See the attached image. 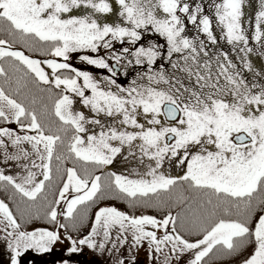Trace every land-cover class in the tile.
<instances>
[{
  "label": "snow or ice",
  "instance_id": "1",
  "mask_svg": "<svg viewBox=\"0 0 264 264\" xmlns=\"http://www.w3.org/2000/svg\"><path fill=\"white\" fill-rule=\"evenodd\" d=\"M0 33V62L23 71L17 95L29 77L58 90L53 131L0 86V186L35 204L54 159L101 173L118 163L127 174L107 172L111 198L132 210L98 206L78 221L102 176L67 167L43 212L17 206L18 217L0 200V264H35L30 252L65 243L67 256L86 247L97 264H137L142 250L150 264H208L210 254L264 264V0H0ZM17 38L29 49L38 41L45 59L16 50ZM0 77L11 86L4 63ZM185 185L207 197L189 205L188 226L171 210L136 214ZM232 209L244 219H226ZM34 220L50 227L29 230Z\"/></svg>",
  "mask_w": 264,
  "mask_h": 264
},
{
  "label": "trees",
  "instance_id": "2",
  "mask_svg": "<svg viewBox=\"0 0 264 264\" xmlns=\"http://www.w3.org/2000/svg\"><path fill=\"white\" fill-rule=\"evenodd\" d=\"M0 38H7L5 36L4 33H0ZM35 47L32 49H29L27 47V45L23 44L21 42V40L19 38L16 39L15 43L13 44L16 50H21L25 52V55H29L32 58H36V59H45V57H42L39 55V49H40V44L38 41H35ZM0 63H4V67L6 69V71L9 72V76L12 78V84L11 86L5 85L4 83V78L0 77V86H3L5 88V91L8 92L10 95H12L15 99H17L19 102L23 103L26 107L30 108V109H34L37 113L38 118L41 120L42 123L45 124H51L53 131H55V129L58 126V122L54 116V101H55V93L58 92V90L53 89L52 91H44L42 89H47L49 86H45V85H39L37 86L33 80L29 77L27 78L26 82L22 83V86L19 89V94H16V79L20 76L23 75V71L20 73H14L12 71V69L9 67V63L11 62H0ZM58 154L62 153L65 155V157H67V153H66V148L65 147H58L57 149ZM53 173H52V180L48 183H46V185L52 186L53 183L56 184L59 180L60 182H62L61 180V176H64L66 178V174H65V169L67 167H75L77 172L83 176L84 174V168L87 167L89 172H95L98 175L102 176L101 179V192L97 194V197L95 199V203L92 204L91 206L85 205V207L80 206L77 210V220L79 221L81 216L84 214L85 211L88 212V214L90 216H94L95 211L97 210L98 206H103L101 203V205H99L98 203L101 202V200L106 198V203L108 205H114L115 207H117L118 209H120L121 211H125V212H129L131 213L132 210L128 208V205L126 202L122 201L121 199H112V196L117 195V193H115L114 191V186L112 189L109 188V184H110V180L111 178L107 175V172L109 171L108 169L105 170L104 173H101L99 171H96L94 166L92 165H84L83 162H78L76 161L74 158L71 159H66L64 162H59L56 160H53ZM59 169V171L57 170ZM61 171H63V173H60ZM181 192V191H179ZM0 195H4V199L8 201L9 204H11L10 206H12V210H14L15 212H17V206H19L20 211H23V203L22 202H18L16 203L15 200L10 199L11 195L13 196V191L11 190L10 187L7 188V190H5L3 187H0ZM164 194H168L170 197H172V195H170V193H163L160 194V199L162 197H164ZM191 194V193H190ZM199 194L197 197L196 195H193L195 198V202L192 203V208H197L199 206V204L201 202H205V198L203 199L201 195H203L202 193H197ZM16 199L21 200V197L16 194ZM189 196V195H188ZM206 196V195H204ZM45 196L39 197L38 200H42ZM37 202V201H36ZM30 205V207H27L26 209H34L35 207L38 208V205L36 204ZM27 203V202H26ZM186 203V202H185ZM44 204V203H43ZM25 205V204H24ZM16 207V208H15ZM143 209V208H140ZM156 209V208H154ZM188 207L181 209V211H183L184 213L179 216V219L177 221V226L179 227L181 223H190V218L188 217L189 215H192V213L190 211H188ZM139 210V209H137ZM188 212V213H187ZM34 213V212H33ZM17 214H19L17 212ZM156 215V213H154ZM177 214L175 213V216ZM33 222H38L37 220H34ZM90 224V221H86L85 222V227L83 229V233L82 234H86L88 231V225ZM49 255H45L42 258H39L38 260L47 264H56L59 261H62L64 259H70V257H66V254H64L61 251H56L51 253H48ZM77 256V255H76ZM44 258V259H43ZM49 259V261H46V259ZM77 262L78 264H82L81 259L77 256ZM72 261H74V259L71 256ZM31 260H35V258L33 257ZM37 262V261H36Z\"/></svg>",
  "mask_w": 264,
  "mask_h": 264
},
{
  "label": "rangeland",
  "instance_id": "3",
  "mask_svg": "<svg viewBox=\"0 0 264 264\" xmlns=\"http://www.w3.org/2000/svg\"><path fill=\"white\" fill-rule=\"evenodd\" d=\"M13 47H14V45H13ZM77 66L78 67H81L80 65H77ZM89 70L92 71L93 73H96V72L100 71V70H96L94 68H89ZM55 94H56L55 95V98L57 99L58 92H56ZM12 127H15V126L13 125ZM107 169L109 171H114L117 174H120L122 172L124 174H127V172H125V170L122 168V166L120 164H118V163H114L113 165L108 166ZM60 173H63V171H61ZM172 174L174 176L177 175V173H176L175 170L173 171ZM38 179H42V177H38ZM61 186H62V182H60V180L56 184L53 183L52 186L46 185L45 190L41 194L40 197L45 196V197H47V200H49V201L54 200L55 196L58 195V190H59V188ZM0 187L2 188L3 186H0ZM11 190L14 193V190L13 189H11ZM179 191H181V192H179ZM181 193H183V195L187 196L189 199L186 201V203L183 202V203L177 204V202H176L177 201V197ZM190 193L193 194V195H196V197L199 195L196 192H193V191L189 190L186 185L183 186V187L178 186V187L174 188L170 192V195H172V197H170L168 194H164L163 195L164 197H162L160 199V200L163 201V206H162L161 209L158 210V209H154L153 207L143 208V209L136 210V214L139 215L141 213H144V214H147V215L155 216V217H157L159 219V218H162L164 215H166L169 212V210H171V213H172L173 216H175V213L176 214L179 213V216H180L181 213L182 214L184 213L183 211H181V209H184L186 207L189 208V205H192V203L195 202V198L196 197H194ZM202 194H203V195H201L202 198L204 197L205 199L204 198L203 199L206 201L207 197L204 196L205 195L204 193H202ZM11 197H12V195H11ZM16 197H18V196H16V194H15V198L12 199V200H15L16 203L22 202L23 203V212H25L26 214H30V213L36 212L37 210H39L41 212L45 211V208L42 207L45 204L44 198L41 201L40 200H37L36 204L38 205V208L35 207L34 209H32V208L26 209L27 207H30V205H32V202H28L26 200H23V201L18 200L17 201ZM106 198L107 197H105V199L101 200V202L98 203V204L101 205V203H103L102 204L103 206H112V205H108L106 203V201H105ZM153 199H155V198H153ZM0 200H4L6 203H8L7 199L6 200L4 199V195H2V196L0 195ZM10 205L11 204H9V206ZM63 207H64V205L62 203L60 205V209H63ZM82 207H85V206H82ZM10 208H12V206H10ZM154 213H156V215ZM232 213L233 214H232L231 217H225V218L226 219H228V218H230V219H239V220H243L244 219L243 215H238L237 214V210L236 209H232ZM220 214L222 215V213H220ZM17 216L19 217V214H17ZM191 216L192 215H189L188 217H191ZM60 219H61V222H64L62 217H60ZM190 221H191V218H190ZM184 224H185V226H188L190 223H184ZM37 227L47 228V227H50V226L48 224L44 223L43 221L32 222L31 224L28 225L29 230H32L33 228H37ZM0 235H2V234H0ZM64 235H65V233L63 232V230H61V236L63 237ZM67 246L68 245L66 243L63 244V245H57L56 248H55V250L53 252H56V251L59 250V251L63 252L64 254H66L65 251H64V249H66ZM3 250H4V244L2 242H0V252H2ZM53 252H51V254ZM244 254L246 255L247 253L245 252ZM45 255H49V254L35 255V254H33V253L30 252L24 259L25 260H31L34 257L35 260L37 259L36 260L37 262L35 261V264H45V263H43V262H41V261L38 260L39 258H42ZM76 255L81 259L82 264H97V262L100 261V257L97 256L96 254H94L92 251H90L86 247L83 249V252L82 253L72 255V258L74 259V261H72L71 257H70V259H68V260H70L72 262V264H78V263H76L77 262V259H78ZM214 255L215 254H210V256L213 257L212 259L206 258L208 264H239L240 257H235V258H233L231 260H224V261H221V262H215L214 261ZM66 257H68V256L66 255ZM104 260L107 262V264H110V261L107 260V257H105ZM46 261H49V259L47 258ZM60 262L61 261H59L56 264H60ZM47 264H49V263H47ZM137 264H150V262L148 261V258L146 256V254H145V252L143 250L139 253V255L137 257ZM151 264H155V262L153 261V262H151Z\"/></svg>",
  "mask_w": 264,
  "mask_h": 264
}]
</instances>
